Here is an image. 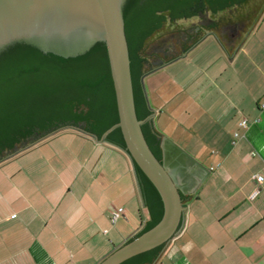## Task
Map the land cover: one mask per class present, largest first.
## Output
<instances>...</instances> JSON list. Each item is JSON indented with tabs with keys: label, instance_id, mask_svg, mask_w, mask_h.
Wrapping results in <instances>:
<instances>
[{
	"label": "crops",
	"instance_id": "crops-1",
	"mask_svg": "<svg viewBox=\"0 0 264 264\" xmlns=\"http://www.w3.org/2000/svg\"><path fill=\"white\" fill-rule=\"evenodd\" d=\"M182 47L143 85L162 162L185 197L180 229L153 264H264V10L246 33L206 29ZM197 50L203 86L159 77ZM3 165L0 264H99L149 222L130 159L105 139L63 131Z\"/></svg>",
	"mask_w": 264,
	"mask_h": 264
},
{
	"label": "trees",
	"instance_id": "trees-1",
	"mask_svg": "<svg viewBox=\"0 0 264 264\" xmlns=\"http://www.w3.org/2000/svg\"><path fill=\"white\" fill-rule=\"evenodd\" d=\"M246 1L125 0L122 15L136 116L142 122L141 130L146 143L160 163V141L150 123L152 112L143 85L149 72L173 58H165L164 55L160 64L152 67L150 58L155 55L145 53L146 41L167 23L203 18L208 13L217 15L242 6ZM205 29L213 30L215 24L210 21ZM202 30L198 27L195 36H188L191 45L182 47V50L187 51L196 45L201 40L197 36ZM117 123L115 93L104 43H96L83 55L70 58L43 53L33 46L19 43L0 52V166L12 159H6L8 156L59 129L79 128L100 140ZM104 139L125 152L130 159L119 128H113ZM130 161L149 215V222L139 236L160 221L163 205L156 189L138 166ZM181 198L185 200L182 195ZM162 248L145 252L122 264H153Z\"/></svg>",
	"mask_w": 264,
	"mask_h": 264
},
{
	"label": "water",
	"instance_id": "water-1",
	"mask_svg": "<svg viewBox=\"0 0 264 264\" xmlns=\"http://www.w3.org/2000/svg\"><path fill=\"white\" fill-rule=\"evenodd\" d=\"M242 6L225 10L217 15L167 23L147 41L164 32L184 29L193 25L203 28L212 21L217 24L243 9ZM125 0H0V52L13 44L33 46L43 53L70 58L83 55L96 43H104L109 61L118 113L119 128L126 152L158 192L163 214L150 230L135 237L115 250L99 264H122L145 252L168 244L178 233L184 207L181 194L167 166L151 152L141 130L135 110L128 45L124 30L122 7ZM145 43V44H146ZM73 130L93 137L79 128H62L39 139L31 146L18 150L7 159L57 133Z\"/></svg>",
	"mask_w": 264,
	"mask_h": 264
},
{
	"label": "rangeland",
	"instance_id": "rangeland-1",
	"mask_svg": "<svg viewBox=\"0 0 264 264\" xmlns=\"http://www.w3.org/2000/svg\"><path fill=\"white\" fill-rule=\"evenodd\" d=\"M263 10L264 0H251L243 9L233 14L229 18L215 24V29L213 30L217 35L220 36L222 33L228 34L229 32L226 31H228L230 27H237L238 31L246 33L258 21ZM198 27L203 28L202 26L196 24L184 29L164 32L160 35H157L145 44V53L150 55H163L165 51H168V53L165 55V58H175L181 54L180 50L183 44V40L185 41L186 39H188L190 33H195ZM205 31L206 29L204 27L201 31V34H198L197 38H202ZM200 54L201 50H197L192 56L182 59L176 64L169 65L167 68H165L164 71L160 72L161 74H159V77H180L181 81H185L188 76H195L196 81L194 82L192 88L197 90V87L199 88L198 85H204V75H202L194 65V62H198L197 65L199 66L205 61V59L202 58ZM150 62L153 63L152 67L160 64V60L155 59L154 57L150 58ZM201 88L202 87H200V89ZM29 146H31V144L26 146L25 148ZM4 166L5 165H2V167Z\"/></svg>",
	"mask_w": 264,
	"mask_h": 264
},
{
	"label": "built area",
	"instance_id": "built-area-1",
	"mask_svg": "<svg viewBox=\"0 0 264 264\" xmlns=\"http://www.w3.org/2000/svg\"><path fill=\"white\" fill-rule=\"evenodd\" d=\"M264 107V106H262ZM246 126V121L245 120H242V122L240 123V127L244 128ZM237 135H235L236 137ZM255 181L258 183V184H261L263 182V178L261 176H255L254 177ZM122 213V209H118L116 211H114L112 213V223H115V221L117 220V218L119 217V215Z\"/></svg>",
	"mask_w": 264,
	"mask_h": 264
},
{
	"label": "flooded vegetation",
	"instance_id": "flooded-vegetation-1",
	"mask_svg": "<svg viewBox=\"0 0 264 264\" xmlns=\"http://www.w3.org/2000/svg\"><path fill=\"white\" fill-rule=\"evenodd\" d=\"M238 31V29H237V27H230L229 29H228V31H226V32H229L230 34L231 33H233V32H237ZM168 53V51H165L164 53H163V55L161 54H158V55H155L154 56V58L155 59H158V60H160L161 58H163L164 57V55H166ZM171 174H172V176H173V178L175 177L174 176V172H171Z\"/></svg>",
	"mask_w": 264,
	"mask_h": 264
}]
</instances>
